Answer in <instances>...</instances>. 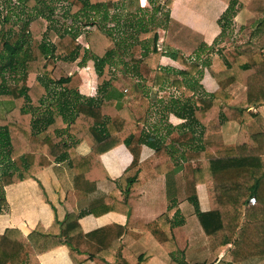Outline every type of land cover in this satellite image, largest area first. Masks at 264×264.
<instances>
[{
    "label": "trees",
    "instance_id": "16d2710c",
    "mask_svg": "<svg viewBox=\"0 0 264 264\" xmlns=\"http://www.w3.org/2000/svg\"><path fill=\"white\" fill-rule=\"evenodd\" d=\"M15 1L20 4L24 2L26 6L38 4L37 0ZM63 1L68 3V18L78 21L91 13L102 16L101 23L86 25L92 29L85 33L88 47L78 43L80 34L73 35L70 30L62 32L56 27L52 28L50 22L53 14L43 10L29 15L28 29L12 23L11 19L17 17L16 14L6 16L0 22V103L4 107V114L0 115V193L7 186L36 180L44 169L67 160L75 172L76 186L82 191L91 178L94 185L103 179L96 174V169L98 166L103 168L101 157L105 153L125 144L134 156L131 169L139 164L142 145H152L149 135H137L138 120L112 94L116 92L114 88L118 80L111 70L121 44L111 48L116 38L113 28L105 23L114 22L116 17L111 19L110 13L117 9L121 0ZM223 1L229 6L220 20L224 34L232 25L238 5L244 1ZM171 2L167 1L169 4ZM154 10L159 13L162 6ZM136 22L144 29L143 19ZM145 33L150 32L145 30ZM138 39L132 45L129 40L123 43L126 47L130 44L131 48H135L139 44ZM158 41L159 36L155 32L153 48L143 44V58L134 61V72L131 74L150 75L153 71L150 67L152 61L163 55L185 65L186 75L199 71L200 65L188 64L180 52H161ZM210 49V54L218 51L224 59L219 68L207 65L220 88L210 100L202 102V109L192 111L191 116L207 127V131L216 132L223 122L236 118L223 106L230 100L228 88L234 82L247 86L253 68L264 64V55L249 46ZM77 61H81V66L89 61L94 62L99 92L111 95L98 102L89 98L83 101L80 97L76 102L69 101L67 94L79 88L82 79L79 74L71 76L63 69L57 70V62L73 64ZM56 72L59 79L55 77ZM158 74L162 73L158 71ZM29 75H37L31 87L27 85ZM56 89L62 90L53 95L52 102L45 109L46 97ZM212 121L215 125L208 126ZM63 125L70 126V129L61 130ZM65 131L72 139L70 143L63 141ZM42 132L46 133L44 137H40ZM84 142L91 148L87 156L77 153V147ZM234 154V158L207 161L206 170H194L191 175H185L186 194L196 210L203 231L215 240V252L220 253L228 244H233L235 248L230 252L233 264H241L264 259V172L260 164L264 155V129L261 133L251 134L243 126ZM129 170L123 180L127 178ZM106 179H110L108 175ZM201 183L209 189L211 210L208 212H201L199 207L196 187ZM130 187H134L133 183ZM253 197L257 200L256 205L245 210ZM6 204L5 197L0 198V213ZM144 229L150 231L172 255L171 246L175 239L170 232L160 228L158 222L144 226ZM56 230L58 233H55ZM125 232L124 228L118 227L114 239H109L110 231L107 228L84 234L78 217L72 214L63 222L55 220L48 231L39 226L28 236L17 229H7L0 235V264H41V255L61 246L68 247L74 264L99 261L97 257L102 261L98 264H145L138 262L128 243L121 247ZM97 237L100 240L97 241L99 247L96 252L91 253L89 248L82 250L85 242L90 245V241ZM107 258L118 262L109 263Z\"/></svg>",
    "mask_w": 264,
    "mask_h": 264
},
{
    "label": "crops",
    "instance_id": "0c3cea01",
    "mask_svg": "<svg viewBox=\"0 0 264 264\" xmlns=\"http://www.w3.org/2000/svg\"><path fill=\"white\" fill-rule=\"evenodd\" d=\"M243 1L237 7L232 25L223 34L220 20L229 7L223 0H172L168 5L169 19L161 28L162 31L159 29L164 34L159 36V50H176L188 64H199L200 68L194 75H186L185 65L163 55L152 61L150 67L153 71L150 75L125 74L131 77V89H124V93L116 78V92L112 94L138 120L137 135H149L151 138L152 145L144 144L141 147L139 164L130 169L134 156L123 144L102 155L103 168L98 166L96 174L103 179L94 185L91 178L85 190L81 191L76 186L75 172L69 160L44 169L36 176V180L5 187L3 193L7 204L0 213V235L7 229H17L28 236L39 226L48 231L55 220L63 222L72 214L78 217L84 234L107 228L110 231L109 239H114L117 228H124L127 233L121 238V247L128 243L138 262L233 264L230 252L235 246L228 244L220 253H216L215 240L203 231L196 210L186 194L185 175H191L194 170H206L207 161L236 157L234 148L243 126L251 134L263 132L264 64L253 68L247 86L234 82L228 88L230 100L223 106L239 120L225 121L214 132L207 131V127L191 116L192 111L202 109V102L210 100L220 88L207 65L219 68L224 59L218 51L210 54V48L249 46L264 55V0ZM158 71L162 74L157 75ZM36 79L37 75H29L27 85L31 87ZM93 79L97 83V76ZM87 82L82 76L81 86L67 94L68 100L72 102L71 98L73 95L78 96L77 92L97 99L98 95L93 94L94 90L89 89ZM58 92L52 90L46 97L45 109ZM129 92L141 98L151 96V100L156 103L153 104L168 116V126L165 128L161 121L149 124L144 108L139 106V102L133 105L130 100L132 96L129 98L125 95ZM147 92H150L149 95H146ZM108 95L111 94L100 93L101 99ZM1 114H4V107L0 103ZM214 125V121L208 124ZM40 134V137H44L46 133ZM66 136L65 131L64 142ZM77 153L87 156L91 148L86 142L81 143ZM260 164L264 172V155ZM127 170L128 176L123 180ZM107 175L110 179H106ZM131 183L134 186L132 189ZM196 193L201 212L210 211L207 185L198 184ZM254 206L249 203L245 210ZM156 222L165 232L174 236L172 255L150 231L144 229V226ZM55 233H58L57 230ZM99 240L97 237L90 241V245L85 242L82 250L89 248L91 253L96 252ZM39 259L41 264H74L67 246L45 253ZM97 259L99 261L89 260L84 264L102 262ZM107 261L118 262L112 258H107ZM241 264H264V259Z\"/></svg>",
    "mask_w": 264,
    "mask_h": 264
},
{
    "label": "rangeland",
    "instance_id": "374dc122",
    "mask_svg": "<svg viewBox=\"0 0 264 264\" xmlns=\"http://www.w3.org/2000/svg\"><path fill=\"white\" fill-rule=\"evenodd\" d=\"M11 3L7 0H0V22H2L4 17L6 16H14L12 14H16L17 17H13L11 19L12 23H18L19 27H23L28 29V17L29 15H35L37 12L39 13L40 10H43L45 13L53 14L52 21L50 22L51 27H56L62 32L69 31L74 35H79L77 41L79 44L88 47V44L85 39V33L88 30H92L90 28H87L86 25L91 24L93 22L101 23L102 16L94 15L91 13L89 17H84L79 19L78 21L68 18L66 16V11L68 9V3H66L63 0H37L38 4L37 6L31 4V5H25V3H18V1L10 0ZM168 0H121L118 2L117 9H114L111 11V19H114V22L105 23L109 28H113L114 37L116 38V41L112 43L111 48H117L118 45L121 46V49L115 57V65L112 67V74L115 76V78L119 79L120 81V89H122V92L124 89L128 88L131 89L130 84V78L127 77L132 76V72H134L133 64L134 61L142 59L145 48L143 44L149 45L151 48H153V39L155 32H157L158 36H164L163 32H161V28L165 25L168 14ZM47 6V7H46ZM159 6H162V10L157 13L154 9L158 8ZM156 13V14H155ZM46 14V15H47ZM153 17V18H152ZM143 19V28L140 27V25H137V20ZM18 20V21H17ZM84 26V27H83ZM161 31H160V30ZM72 30V31H71ZM145 30L149 31V34L145 33ZM135 39L133 40V38ZM140 37V38H139ZM139 38V39H138ZM139 40V44L135 48H131L130 44L132 45V42L134 44L135 40ZM129 40L131 43L126 47V45L123 43L124 41ZM160 40V37H159ZM238 48H245L247 46L239 47V46H233ZM229 47V48H233ZM130 48V50H129ZM225 48V47H223ZM222 48V49H223ZM226 48V49H229ZM162 48L163 53L171 52V49ZM173 51V50H172ZM219 53V52H218ZM142 57V58H141ZM81 61H77L76 63L70 64V63H63V62H57V67L59 69L65 70L69 75L79 74V76L82 79V76L87 79V83L89 86V89H93V94L98 95V98L95 99L97 102L100 101V92L99 87L96 83V81L93 79V77H96V70L94 62L89 61L87 65L81 66ZM130 72V73H129ZM55 77L59 79V74L56 72ZM57 90V89H56ZM55 90V91H56ZM62 90V89H61ZM59 89V92H61ZM91 92V90H90ZM78 96L82 98L81 100L85 101L88 99L86 95L80 94V92H77ZM124 93V92H123ZM150 92H147L146 95H149ZM75 94V93H74ZM133 94V95H132ZM129 98L132 99L131 102L133 105L136 106L139 102V106H142L144 110L147 112L148 121L149 124H154L158 121H161L163 126L166 128L169 124L168 116L165 115V113H162L160 108H157V105H154V103L151 100V96L149 98H141L136 97L133 92L126 93ZM77 95H73L71 98L72 102H76L79 100V97ZM86 96V97H85ZM53 99V98H51ZM90 99V98H89ZM167 102V101H166ZM154 103V104H153ZM165 104V103H164ZM165 111V110H164ZM41 112V111H40ZM133 112V110H132ZM159 112H161L159 114ZM160 119V120H158ZM70 126L63 125L62 130H69ZM68 136L69 133H66ZM66 136V139H64L66 142H71V138ZM65 138V137H64ZM68 140V141H67ZM3 165V164H2ZM2 194L0 198L2 199L5 197L4 193ZM6 205H3L1 208V212L3 209H5Z\"/></svg>",
    "mask_w": 264,
    "mask_h": 264
},
{
    "label": "built area",
    "instance_id": "2783aa9c",
    "mask_svg": "<svg viewBox=\"0 0 264 264\" xmlns=\"http://www.w3.org/2000/svg\"><path fill=\"white\" fill-rule=\"evenodd\" d=\"M256 203H257L256 198L253 197V198L250 199V204L251 205H256Z\"/></svg>",
    "mask_w": 264,
    "mask_h": 264
}]
</instances>
